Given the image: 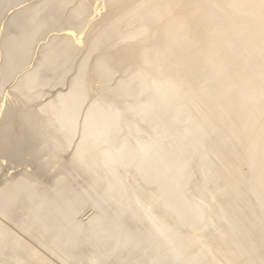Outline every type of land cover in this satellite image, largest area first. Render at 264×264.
Segmentation results:
<instances>
[{
    "label": "bare ground",
    "instance_id": "1",
    "mask_svg": "<svg viewBox=\"0 0 264 264\" xmlns=\"http://www.w3.org/2000/svg\"><path fill=\"white\" fill-rule=\"evenodd\" d=\"M4 17L0 263L264 264V0Z\"/></svg>",
    "mask_w": 264,
    "mask_h": 264
},
{
    "label": "rangeland",
    "instance_id": "2",
    "mask_svg": "<svg viewBox=\"0 0 264 264\" xmlns=\"http://www.w3.org/2000/svg\"><path fill=\"white\" fill-rule=\"evenodd\" d=\"M28 3V2H27ZM8 13H7V15H9V14H11L12 12H13V10H12V8L11 9H9L8 11H7ZM5 18L6 17H4L3 18V20L1 19L0 20V38L2 37L1 35H3V32H4V30L2 29V27L4 28V25L2 26V24H3V22H4V20H5ZM6 21V20H5ZM2 31V32H1ZM43 41V40H42ZM39 43H40V45L43 43V42H38L37 43V45H36V47H35V49L37 48V46H40L39 45ZM40 47H38L36 50H34V52H33V54L35 53V56L32 58V59H34V63L32 62L33 60H30L31 62H29L28 63V67H26L23 71H21L22 73H25L24 71H28L29 69H31L32 68V66H34V64H35V62H36V58L38 57V49H39ZM36 51H37V53H36ZM1 52V51H0ZM1 54V53H0ZM33 54H32V56H33ZM37 55V56H36ZM36 57V58H35ZM2 58H1V55H0V61L2 62V60H1ZM1 62H0V64H1ZM33 64V65H32ZM29 68V69H28ZM21 72H19V73H17V75L19 74L20 76H22L23 74H21ZM17 75H16V77H17ZM18 75V77H17V79H16V77L14 76V78L12 77L7 83H6V85H5V90L4 91H2V93H1V95L5 92V94H4V96H3V98H1V95H0V98L2 99V102L3 101H6V100H8L9 98H11V94H9V90L11 91L12 90V85H14L15 83H16V81H18V79L20 78V76ZM11 86V87H10ZM10 88V89H9ZM9 89V90H8ZM48 89V87H46V88H44V90H47ZM8 91V92H7ZM11 93V92H10ZM9 95H11L10 97H9ZM7 96V97H6ZM6 97V98H5ZM9 97V98H8ZM48 97V96H47ZM6 99V100H5ZM46 98H44L43 100H45ZM2 102H0V103H2ZM37 161L38 160H40L41 158H42V156L41 155H39V156H35L34 157ZM3 161H6L5 163H6V165H8V166H6L5 165V170H3V174H8V172L10 173L11 171H13V169H12V166L13 167H15L16 169H21V168H23L24 166H26V165H22V166H18V168L16 167V165L15 164H13V163H10L9 161H7V160H4V159H2ZM1 160V161H2ZM24 162V160L23 161H21L20 163H19V165L20 164H24L23 163ZM15 165V166H14ZM55 166V165H54ZM10 169V170H9ZM87 211L85 212V213H87V214H85L84 213V215L85 216H83V218H86L92 211H91V209L89 210V208H87L86 209ZM13 229V231L14 232H16L17 234H19V235H22V233L20 232V230L19 229H17V228H12ZM32 246H34V248L39 252V253H41L44 257H47V258H49L50 257V255L44 250V249H42V248H40L37 244H32ZM55 263H57V264H60L57 260H55V259H52ZM0 264H2V263H0Z\"/></svg>",
    "mask_w": 264,
    "mask_h": 264
}]
</instances>
